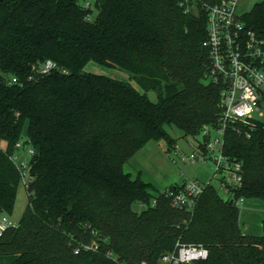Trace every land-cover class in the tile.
Masks as SVG:
<instances>
[{
  "label": "trees",
  "instance_id": "obj_1",
  "mask_svg": "<svg viewBox=\"0 0 264 264\" xmlns=\"http://www.w3.org/2000/svg\"><path fill=\"white\" fill-rule=\"evenodd\" d=\"M221 1L0 0V216L14 212L22 175L13 156L25 127L34 151L29 204L0 236V257L161 264L181 241L208 249L197 264H264V225L263 236L246 235L241 208L217 189L187 212L170 197L185 183L162 192L125 171L150 143L174 152L167 127L196 138L218 126L222 88L208 80L203 8ZM242 21L264 40V0ZM47 61L56 69L39 74ZM91 62L129 72L144 93L86 72ZM226 154L244 166L235 199L264 201V121L250 140L229 132Z\"/></svg>",
  "mask_w": 264,
  "mask_h": 264
},
{
  "label": "built area",
  "instance_id": "obj_2",
  "mask_svg": "<svg viewBox=\"0 0 264 264\" xmlns=\"http://www.w3.org/2000/svg\"><path fill=\"white\" fill-rule=\"evenodd\" d=\"M238 3L239 0H222L203 8L208 15L207 38L203 44L210 59L208 80L222 88L221 115L217 127L204 128V141L199 143L196 148L199 152L194 153L191 159L193 162L200 157L203 161L211 160L214 175L207 182H188L182 190L172 192V206L179 210L194 212L210 186L217 189L222 199L234 201L239 208L245 201L243 198L235 199L236 190L243 187L244 166L226 154V137L233 132L244 140H250L259 122L264 121V40L246 27L243 16L237 13ZM186 12L189 13L190 9L187 8ZM54 69L56 64L47 61L38 72L47 75ZM24 146L21 142L16 147L21 149ZM28 153L32 158L34 151L30 146ZM173 153L177 154V150ZM13 160L17 163L16 154ZM29 162L17 164L26 187L32 181ZM214 180L219 188L213 184ZM11 227L14 226L8 218L0 216V236ZM208 257V249L178 241L175 248L163 256L161 264H197Z\"/></svg>",
  "mask_w": 264,
  "mask_h": 264
},
{
  "label": "rangeland",
  "instance_id": "obj_3",
  "mask_svg": "<svg viewBox=\"0 0 264 264\" xmlns=\"http://www.w3.org/2000/svg\"><path fill=\"white\" fill-rule=\"evenodd\" d=\"M263 0H239L237 13L239 16H244L249 13L255 4ZM86 72L97 75L106 76L121 82L129 83L144 93L142 88L133 80L129 72L117 69L108 68L100 64L91 62L85 68ZM148 98L157 102L158 97L154 91L146 92ZM168 134L176 141L177 154L168 151V144L162 140L148 144L140 151L131 161L125 166V171L130 173L133 178L140 176L144 181L152 183L162 192L167 191L174 185H182L188 182H207L214 175V163L211 160L203 161L197 158L195 162L191 159L194 153H198L199 143H203L202 135L192 138L185 137L184 133L175 128L167 127ZM27 128L25 127L22 135V143L27 140ZM214 135V134H213ZM6 143L0 140V149L6 150ZM18 157L17 164L28 163L31 159L28 153V146L18 149L16 152ZM213 184L219 188L216 180ZM221 195L226 198V195L221 192ZM29 204V194L27 187L22 182L19 187V192L12 216L6 214L12 226H18L23 218ZM146 207L140 204H135L133 209L140 213ZM240 225L246 235L263 236L264 225V201L251 199L245 200L241 207ZM12 262V261H11ZM10 262V263H11Z\"/></svg>",
  "mask_w": 264,
  "mask_h": 264
},
{
  "label": "crops",
  "instance_id": "obj_4",
  "mask_svg": "<svg viewBox=\"0 0 264 264\" xmlns=\"http://www.w3.org/2000/svg\"><path fill=\"white\" fill-rule=\"evenodd\" d=\"M15 260L16 257H0V264H12Z\"/></svg>",
  "mask_w": 264,
  "mask_h": 264
}]
</instances>
